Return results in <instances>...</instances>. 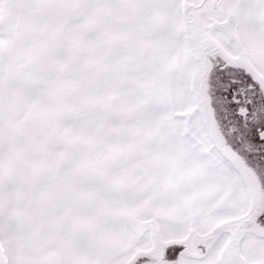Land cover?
I'll return each mask as SVG.
<instances>
[{"label": "snow or ice", "instance_id": "6c2138e0", "mask_svg": "<svg viewBox=\"0 0 264 264\" xmlns=\"http://www.w3.org/2000/svg\"><path fill=\"white\" fill-rule=\"evenodd\" d=\"M0 264H264V0H0Z\"/></svg>", "mask_w": 264, "mask_h": 264}]
</instances>
